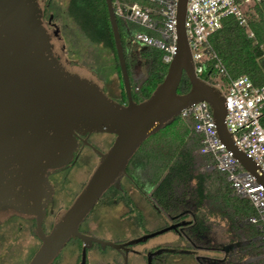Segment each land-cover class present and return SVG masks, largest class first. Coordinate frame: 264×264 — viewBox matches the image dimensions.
Listing matches in <instances>:
<instances>
[{"label": "water", "instance_id": "95a60500", "mask_svg": "<svg viewBox=\"0 0 264 264\" xmlns=\"http://www.w3.org/2000/svg\"><path fill=\"white\" fill-rule=\"evenodd\" d=\"M106 1L128 96L126 105L111 98L96 77L64 60L61 39L44 20L45 0H0V225L13 218L36 222L34 234L41 245L28 264H54L74 238L84 242L82 264L93 241L118 248L114 242L82 234V223L111 188H122L130 161L144 142L199 102L210 104L220 140L264 185V171L236 147L228 131L223 91L196 75L185 27L189 0L178 2L174 60L163 82L141 103L133 98L114 2ZM184 74L191 89L180 94ZM93 133L116 138L108 151L95 150L100 160L87 183L47 233L44 222L55 194L50 177L73 162L79 146L77 134ZM177 252L221 257L211 251Z\"/></svg>", "mask_w": 264, "mask_h": 264}, {"label": "trees", "instance_id": "16d2710c", "mask_svg": "<svg viewBox=\"0 0 264 264\" xmlns=\"http://www.w3.org/2000/svg\"><path fill=\"white\" fill-rule=\"evenodd\" d=\"M50 1L53 6V0ZM113 2L115 11L134 3H139L144 7L155 6L150 0H113ZM67 14L90 44L102 45L112 53L117 73L122 79V99L124 102L127 101L128 96L107 1L69 0ZM117 20L133 98L141 103L150 98L157 86L163 82L169 65L163 61L164 54L161 51L156 49L143 51V60L148 65V75L141 86H136L132 71L137 55L135 49L132 48L133 45L131 46V40L137 33L146 32V30L120 17H117ZM249 25L256 40L249 37L247 29L241 26L236 19L230 18L225 21L223 29L212 37L211 42L233 78L247 75L257 86H264V69L258 61V57L263 55L264 3L257 6L250 14ZM203 80L206 79L203 78ZM190 89L191 82L184 74L178 92L184 94ZM202 149V136L196 132L194 120L178 117L171 125L144 142L130 161L127 170L136 184L151 196V200L164 208H179L178 210L186 208L189 197L195 199L199 209L206 201L212 202L213 200L215 206L212 213L222 217L229 224L231 233L235 234L238 239L248 240V244L240 250L244 254L237 252L238 256L248 260L245 264H264L262 232L258 226L249 221L256 214L251 202L237 196L227 176L221 172L208 171V173L195 175L197 154L198 157H206L210 159L211 164L213 163L212 156L203 153ZM193 182L195 186L192 188ZM211 188H214L213 191ZM32 223L35 227L36 222L32 221Z\"/></svg>", "mask_w": 264, "mask_h": 264}, {"label": "built area", "instance_id": "2783aa9c", "mask_svg": "<svg viewBox=\"0 0 264 264\" xmlns=\"http://www.w3.org/2000/svg\"><path fill=\"white\" fill-rule=\"evenodd\" d=\"M150 2L155 6L134 3L120 7L116 14L146 30L132 37L142 52L159 50L164 54L163 61L170 65L178 51L179 0ZM263 3L264 0H189L185 27L196 75L223 91L226 124L236 147L264 171V86H257L247 75L233 78L211 42L230 18L236 19L254 39V32L248 30L250 14ZM216 76L218 80L213 81ZM220 80L224 85L219 83ZM179 117L194 120L195 130L202 136V152L213 158L210 169L225 174L235 194L251 202L256 214L249 221L259 227L264 242V185L245 170L220 140L210 104H194L184 109Z\"/></svg>", "mask_w": 264, "mask_h": 264}, {"label": "rangeland", "instance_id": "374dc122", "mask_svg": "<svg viewBox=\"0 0 264 264\" xmlns=\"http://www.w3.org/2000/svg\"><path fill=\"white\" fill-rule=\"evenodd\" d=\"M53 7L55 9L53 11L55 16L54 22L59 27L58 37L61 39L63 45L64 60L73 68L83 69L96 77L103 84L104 88L107 87L112 97L120 100L123 91L122 79H120L117 73L112 53L102 45L90 44L81 35L67 14L69 0H53ZM253 40H256V38ZM131 43L137 55V61L133 65V79L136 86H141L147 78L148 65L143 60L142 48L136 46L132 40ZM262 50H264V45H262ZM258 61L264 69L261 57H258ZM212 80L217 81L218 77L216 76ZM219 83L224 85V82L221 80ZM224 90L226 91V88ZM92 140L95 143L100 142V145L104 149H108L114 143L115 136L101 133L100 135H94ZM196 156L195 175L212 171L210 169V159L198 157V154ZM97 163L98 158L90 156L82 164L73 165L58 177L53 178L58 185L54 194V211L52 214H49L44 226L47 232L51 230L56 216L63 209L68 208L72 204L73 199L81 192ZM194 186L195 183L193 182L192 188ZM213 189L211 188L212 191ZM214 203L213 200L212 202L206 201L204 206L199 209L195 199L189 197L187 198L185 207L194 214L198 221V227L201 228L200 243L198 245L202 246L203 250L211 249V252L219 253L221 257H218L219 260H209L206 257H189L197 260L205 259L202 261L204 264H245L248 260L242 259L241 256H238L237 252L240 254L241 248L248 244V240L238 239L235 234L231 233L229 224L222 217H218V215L212 213L215 206ZM123 211L120 207H111L102 213L100 212V214L92 216L90 224L93 227L98 225L100 217L110 220L116 219ZM101 225L103 226L105 223H101ZM34 228L32 221L19 218H13L0 225V264H28L30 262L32 255L41 245V242L34 235ZM153 228V224L147 226V229L151 230ZM69 252L72 254L70 249L65 250L63 252L65 262L62 263L60 260L57 264H75L78 252L73 254L72 258L69 257Z\"/></svg>", "mask_w": 264, "mask_h": 264}, {"label": "flooded vegetation", "instance_id": "af4514ba", "mask_svg": "<svg viewBox=\"0 0 264 264\" xmlns=\"http://www.w3.org/2000/svg\"><path fill=\"white\" fill-rule=\"evenodd\" d=\"M53 11H55V9L52 6L51 1L45 0V23L48 25L50 30L54 31L58 35L59 27L54 22L55 16ZM261 59L264 63V50ZM105 91L111 98H113L117 102L125 105L128 104V100L124 102L122 98L119 100L112 97L107 90V87H105ZM100 134L101 133L85 135L77 134L79 146L74 154L73 162L69 167L78 163L82 164V162H85V159L87 160L90 156H96L99 162L100 155L95 150L104 153L108 151L113 145L112 144L108 149H104V147L100 145V142L95 143L92 138L94 137V135ZM68 168L50 177V181L55 187V192L58 183H56L53 178L58 177ZM58 182L60 181L58 180ZM121 183V189L113 187L108 191L109 193L107 192V194H105L103 198H101V200L98 202L93 211L80 227V232L82 234L94 239L102 240L104 242H114L119 247L113 248L111 246H103L101 243L93 241L87 248L85 264H191V261L194 260L196 264H204L202 261L205 259L197 260L190 258L189 256L204 258L206 257L209 258V260L218 259L209 256L183 254L177 252L181 250H211H203L202 246L198 245L200 243L199 239L201 237V228L198 227L197 218L193 213H191L186 208H183L181 210H178L179 208L174 209L172 207L164 208L160 204L154 203L150 198L151 196H149V194L145 192V189L136 184L131 174H129V177H124ZM75 198L73 199V201L75 200ZM54 206L55 201L53 198V202L48 208L45 222L49 214L53 213ZM111 207H120L124 211L116 219L110 220L100 217V222L98 225L93 227L90 224L92 216L98 213L100 214V212L102 213L103 211H105L106 209H110ZM190 219L192 220L188 225L177 226V228H173L180 223L189 222ZM101 223H105V225L102 226ZM151 224H153L154 228L151 230L147 229V226ZM164 230L167 231L155 237L147 238V240L144 242L133 245L128 244L131 241L141 239L146 237L147 235H151ZM45 232L47 231L45 230ZM67 249H70L72 251V254L71 252H69V257L71 258L73 257V254L78 252L75 264H82L84 242L80 238L72 239L71 242H69L68 245L64 248L61 255L54 264H57L60 260L62 261V263L65 262L63 252ZM169 250H173L176 252H171Z\"/></svg>", "mask_w": 264, "mask_h": 264}, {"label": "crops", "instance_id": "0c3cea01", "mask_svg": "<svg viewBox=\"0 0 264 264\" xmlns=\"http://www.w3.org/2000/svg\"><path fill=\"white\" fill-rule=\"evenodd\" d=\"M191 264H196L195 260L194 261H191Z\"/></svg>", "mask_w": 264, "mask_h": 264}]
</instances>
